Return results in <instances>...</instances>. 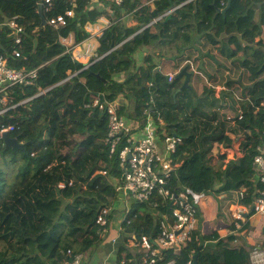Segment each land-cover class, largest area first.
<instances>
[{"label": "trees", "instance_id": "1", "mask_svg": "<svg viewBox=\"0 0 264 264\" xmlns=\"http://www.w3.org/2000/svg\"><path fill=\"white\" fill-rule=\"evenodd\" d=\"M146 1L123 0L120 6H111L117 21L99 38L96 54L120 45L66 80L81 64L63 53L59 36L72 31L75 38L85 36L83 26L98 14L86 9L89 0H75L74 16L65 28L42 25L37 0H0L2 15L24 28L19 44L7 28L0 32V54L7 66L30 70L49 61L39 69L35 83L17 84L5 92L8 109L0 115V129L12 126L9 136L24 146L5 149L0 137L2 165L18 162L11 184L0 167V264H64L70 259L68 250L84 254L102 244L115 252L116 263L125 252L133 260L129 264H134L139 256L126 247L127 239L157 235L161 215L170 205L154 194L132 203L117 241L103 243L112 213L106 232L96 220L103 208L118 200L122 168L104 140L107 113L92 106L93 96L102 95L105 101L121 96L132 106L138 128L144 127L149 114L159 141L165 135L179 139L174 155L179 165L167 180L174 193L190 189L195 194H225L246 188L240 201L252 207L255 189L263 187L255 182L253 157L264 130V0H232L223 17L213 5L215 1L222 7L223 0H153L143 5ZM71 7L67 0H54L43 16L48 19ZM174 8L171 18L156 20ZM121 10L132 13L127 23L133 26L118 20ZM222 32L230 35L226 42L217 40ZM147 45L155 51L138 64L135 53ZM186 50L203 60L210 83L204 95L188 89L177 93L180 81L168 80L157 68L158 58L172 60ZM121 73L123 79L116 80ZM217 84L224 85L222 100L229 97L247 104L243 118L229 127L245 136L240 144L243 154L227 161L222 171L209 164L210 150L205 146L222 134L215 110ZM45 88L49 89L34 96ZM246 99L250 102H243ZM126 112L123 106L120 113L128 121L132 118ZM123 144L125 137L120 148ZM229 228L236 230L235 220ZM234 239V235L219 239L215 231L200 234L195 226L178 250L164 251L161 262L186 264L196 255V264H251L246 246ZM212 240H218L214 247L202 244Z\"/></svg>", "mask_w": 264, "mask_h": 264}, {"label": "built area", "instance_id": "2", "mask_svg": "<svg viewBox=\"0 0 264 264\" xmlns=\"http://www.w3.org/2000/svg\"><path fill=\"white\" fill-rule=\"evenodd\" d=\"M37 1L43 9L50 8L54 2V0ZM67 1L72 7L67 8L62 14L48 19L45 18L46 24L62 28L67 26L68 19L74 16L73 8L76 7L75 0ZM151 1L149 0L146 4ZM122 3L123 0H89L86 9L91 11L95 9L94 7L97 8L99 6L102 9V4H108L109 7L106 10L113 14L114 9L111 6H120ZM131 14L128 12L124 13L121 10V17L118 20L125 22ZM164 16L165 14L160 15L158 20L162 21ZM116 21L114 16L111 19L106 16H99L93 21L95 23H86L84 30L88 33V36L84 39L76 40L73 32L59 36V42L64 46L63 53L70 54L73 60L81 64V67L71 73L66 80L83 70H87L94 62L120 45V43H117L106 53L101 55L96 54L97 40ZM2 28L9 30V33L14 36L16 44L21 42V34L24 31L23 26L15 19L5 17L0 13V29ZM13 53L16 56L19 55V51L17 50H13ZM37 76V68L32 70L11 68L7 66L4 56L0 54V114H3L8 109L5 92L17 84H33ZM115 79L122 80V74H117ZM168 80H172L171 74L168 75ZM48 89H41L36 95L45 93ZM206 91L207 88L203 89L201 95H204ZM92 106H96L107 113L108 128L105 143L109 146L110 154H117L119 165L122 168L121 184L117 185V190L120 191L122 197L130 196L133 202H143L156 194L164 201L169 202L170 205V211L161 215L158 233L153 239H150L146 235H141L139 238L133 237L127 239V244L135 248L139 256V261L134 264H175L173 259L161 262L163 253L168 249L178 250L196 226L197 211L193 201L199 195L190 189L174 193L167 187L168 178L179 165L174 157L179 139L175 136L165 135L159 141L157 128L149 114L147 115L146 124L141 129V136L135 137L131 132L132 123L126 121L125 115L120 113L121 102L118 97L111 101H105L100 96H93ZM243 116L244 108L238 106L235 108L234 115L227 117L225 115V119L230 123H235L236 120L242 119ZM158 121L162 123L161 119H158ZM12 128V126L2 127L0 129V136L3 132L12 130ZM124 137L126 144H123L120 148V143ZM256 150V154L253 157L255 182H260L263 184V187L255 189L252 207L253 212L264 215V130L260 144ZM235 154L238 157L242 155L238 151H235ZM102 173L105 172L103 171ZM245 189L236 192L240 199L243 197ZM110 213L111 207H105L97 217L96 222L104 227L103 232H106L107 217ZM243 213V207L232 212V217L235 219L236 231L242 227L240 222L243 218ZM115 242L116 238H111V243L114 244ZM66 254L70 256V259H66L64 264H85V254H72L71 250H68ZM250 260H252L253 264H264V257L257 250L250 252ZM132 261V258L123 252L116 264H129ZM186 264H192V261L190 260Z\"/></svg>", "mask_w": 264, "mask_h": 264}, {"label": "crops", "instance_id": "3", "mask_svg": "<svg viewBox=\"0 0 264 264\" xmlns=\"http://www.w3.org/2000/svg\"><path fill=\"white\" fill-rule=\"evenodd\" d=\"M223 1H225V6H226L228 3V0H223ZM231 1L232 0H230V3H231ZM150 3H148V4H150ZM102 6H103L102 9L99 6L97 8L94 7L95 9L91 10L92 12L98 13L96 15V19L99 16L100 17L106 16V17L111 19L112 14L106 10V8H108L109 6H106L105 4H102ZM175 9L176 8L165 12L164 13L165 19H169L168 16H172V12ZM215 12H216V14L218 13L217 11H215ZM0 13L2 14V12H0ZM224 14H221V16L223 17ZM173 16H178L177 17L178 20L181 19L180 16L177 14V12H174ZM87 23H95V22L89 21ZM126 24H127V26H133V24H131V23L129 24L126 22ZM2 30L3 29H0V32ZM23 30H24V28H23ZM83 30H84V26H83ZM263 31H264V27H263ZM23 32H22V34H23ZM73 34L75 37L74 32H73ZM86 36H88V33L85 31V36L77 37L75 39L76 40L84 39ZM229 37H230V35L222 32L217 37V40H219V41L223 40L226 42ZM98 40H97V45H98ZM13 50H15V49H13ZM153 51H155V48H153V46H151V45L141 47L140 50H138L135 53V58H136L137 63L142 64L143 57L148 55V54H151ZM205 56H207V55H205ZM208 57H210V56H208ZM211 58H213V57H211ZM179 60L182 63H179ZM48 62L49 61H46L43 64L37 66L36 67L37 70L39 71V69L42 66H44L45 64H47ZM197 62L198 61L195 59L194 55H191V54L189 56L180 55L179 57L172 59V60H166V59L160 57L157 59V63H158L157 68L164 74L171 73V74H174V76H175V74L180 70V68H182L183 66H188L189 72L192 73L191 79L189 82L191 88L188 90H193L195 93L200 92V95H201L203 87L207 86L205 88H209L210 83L208 82V77H207L206 73L203 72V60L200 59V62H199L197 69H196L195 64ZM36 68H33V69H36ZM176 68H178V69L176 70ZM22 69H24V68H22ZM30 70H32V69H30ZM183 80H184V77L179 79L180 85L182 84ZM223 90H224L223 84H217L214 86V97L216 98V100L218 102V106H216L215 110H216V113L218 116L217 122H218L219 127L222 131V134H221L220 138L216 139L215 141H210L211 142L210 145L205 144V146L209 147V150H210L209 164L211 166L217 167L221 171L224 169L227 161L235 159L236 157H238V156H236L235 151H238L241 154H243L241 151V148H240V144L242 143V141L245 137L243 134L237 135L236 133H233L232 131L229 130V127L233 126L234 123H230L229 121H227L225 119V115H226V117L227 116H233L235 108L238 106L240 108L241 107H243V108L247 107V104H245L243 106L238 101H234V102L231 101L229 99V97H226L225 100H222V97L224 95ZM119 100L121 101L123 106L127 107L126 115H128L132 118V119L128 120V122L132 123V128H133L132 134L135 137L141 136V128H138L139 127L138 123H136V120L133 119L134 112H133L132 106H130V103L127 102L126 99L120 98ZM23 101H20L19 103H23ZM247 101H248V99L243 100V102H247ZM248 102H250V101H248ZM11 106L15 107L16 105H11ZM213 149H215V151H217V152H214ZM221 156H224L223 160H221ZM7 160H9V159H7ZM1 164H2V162L0 163V166H1ZM220 195H222V194H218L217 196H220ZM214 196L215 195L212 193H200L199 195L196 196V198L193 201V203L196 207V211H197V224H196V226L198 227L200 234H204V233L207 234V233H210L212 231H215V232H217L219 239L220 238L224 239L230 235H234L235 236V239L233 241L234 243H237L239 240L246 246V248L249 252H251L252 250H257V251H260L261 256L264 257V246H262V243L264 241V215H260L258 213L252 212V207L249 208L245 204L241 203V201H240L241 199L237 196L236 192H229V193H225L224 196H221L219 198H227L228 199L229 203L227 205V209L231 215V218H221L220 215L222 214V212L220 210V204H219V201ZM119 198L122 199L121 194H120ZM110 207H111V210H113V211H111L112 217H113L114 212L121 209V204L119 203V201H116ZM240 207L244 208L243 218L240 222L242 224V227L237 231L236 230L232 231V229L229 228L230 223L235 220L232 217V212L240 209ZM114 219L115 218L110 219L108 230H107L105 240L103 243L111 242V238H113V237L116 238V241H117V239L120 235V232L123 230L121 223L124 220V218L120 221L118 219L117 220L115 219V221H113ZM217 241L218 240L203 241L202 244L209 246V247H211V246L214 247V245L216 244ZM126 247L131 249L132 255H134L135 257L137 256V251L135 250V248L130 247L127 244V241H126ZM96 253H99V254L101 253L102 258H103L102 264H116L115 252L109 248L108 244H102V245L98 246L96 249H94L93 251H90L89 253H84L86 256L85 264H89L91 259H96L95 258ZM250 261H251V264H253L252 260H250Z\"/></svg>", "mask_w": 264, "mask_h": 264}, {"label": "rangeland", "instance_id": "4", "mask_svg": "<svg viewBox=\"0 0 264 264\" xmlns=\"http://www.w3.org/2000/svg\"><path fill=\"white\" fill-rule=\"evenodd\" d=\"M190 54L194 55L195 59L198 61L195 64L196 65V69H197V66H198L200 60H199V57L197 56V54L195 53V51L186 50V51L183 52L182 55L189 56ZM179 63H182V62L179 60ZM177 69L178 68H176V70ZM213 151L217 152V151H215V149H213ZM7 159H9V158H7ZM2 160L3 159L0 158V162H2ZM17 165H18V162H11L7 167L3 166L2 164L0 166L2 168V170L5 171V173H6L5 176H6L7 182L9 184H11L14 181V179H15V175L17 174V170H16L17 169ZM214 195H215L214 197L219 201V204H220V210L222 212V214L220 215L221 218H231V215H230V213H229V211L227 209V205L229 203L228 199L227 198H219L221 196H224L225 194L224 195L222 194L220 196H217L218 194H214ZM117 201H119V203L121 204V209L115 211L112 218H115L116 220L118 219L120 221L127 214L126 210L131 206V204L132 203L135 204L136 202H133V200L130 198V196H125L122 199L119 198ZM169 211H170V209H169ZM115 219L113 221H115ZM95 258L96 259H91L89 264H102L103 258H102L101 253L100 254L96 253L95 254Z\"/></svg>", "mask_w": 264, "mask_h": 264}, {"label": "water", "instance_id": "5", "mask_svg": "<svg viewBox=\"0 0 264 264\" xmlns=\"http://www.w3.org/2000/svg\"><path fill=\"white\" fill-rule=\"evenodd\" d=\"M213 5L216 7V11L217 12H220L221 14H224L227 9L230 7V0H228V3L227 5L220 9L217 5H216V2L214 1L213 2ZM38 14L40 16V19H41V24L42 25H45L46 24V20L43 16V9H42V6L39 4L38 5ZM171 16H168V18H170ZM37 40H34V49L36 48L37 46ZM205 55L207 56H210V57H213L212 55L206 53ZM202 63V62H201ZM191 75L192 73L188 71L187 69V66H183L182 68H180V70L175 74V79L176 80H179L180 78H183L184 77V80L182 82V84L180 85V87L176 90V92H180L184 89H190L191 86L189 84L190 82V79H191ZM101 99H102V96H100ZM2 139H3V143H4V148L7 149V148H11V149H14V148H18L20 150L23 149V143L19 142L18 139L16 137H10L8 132H3L2 133ZM252 211H253V208H252ZM196 260H197V256L196 255H193L192 257V264H196Z\"/></svg>", "mask_w": 264, "mask_h": 264}, {"label": "clouds", "instance_id": "6", "mask_svg": "<svg viewBox=\"0 0 264 264\" xmlns=\"http://www.w3.org/2000/svg\"><path fill=\"white\" fill-rule=\"evenodd\" d=\"M148 1H149V0H147L146 2H148ZM146 2H145L143 5H146ZM37 3H38V2H37ZM38 5H39V4H38ZM105 5L109 6L108 4H105ZM221 6H222V7H219L220 9L224 8V7H225V4L222 3ZM86 7H87V6H86ZM42 9H43V8H42ZM122 11H123V10H122ZM125 13H126V12H125ZM218 13H219V12H218ZM130 16H131V15H130ZM130 16H129V17H130ZM158 17H159V16H158ZM158 17L156 18V20H158ZM44 18H45V17H44ZM164 18H165V16H164ZM164 18H163V20H164ZM128 19H129V18H128ZM128 19H127V20H128ZM127 20H125V23L127 22ZM159 21H160V20H159ZM105 53H106V52H105ZM199 62H200V61H199ZM77 63H79V62H77ZM188 68H189V67L187 66V69H188ZM188 71H189V70H188ZM121 74H122V79H123L124 75H123V73H121ZM169 74H171V73H169ZM169 74H167V78H168V75H169ZM171 75H172V80L175 79L174 74H171ZM170 81H171V80H170ZM203 89H204V88H203ZM36 94H37V93H36ZM36 94H35L34 96H36ZM197 94L199 95V93H197ZM34 96H33V97H34ZM101 96H102V95H101ZM117 97H118L119 99H120V98H123V97H121V96H117ZM117 97H116V98H117ZM31 98H32V97H30L29 99H31ZM100 98H101V97H100ZM102 98H103V96H102ZM29 99H28V100H29ZM123 99H125V98H123ZM113 100H114V99H113ZM23 102H25V101H23ZM120 102H121V101H120ZM122 107H123V104L121 103V108H122ZM121 108H120V109H121ZM0 115H1V114H0ZM141 129H142V128H141ZM7 132H8V131H7ZM0 137L2 138V135H1ZM12 138H13V137H12ZM17 139H18V138H17ZM104 140H105V139H104ZM21 143H22V142H21ZM23 145H24V144H23ZM175 159H176V158H175ZM177 162L179 163V161H177ZM252 208H253V207H252ZM252 212H253V211H252ZM110 244H112V243L110 242ZM85 257H86V256H85Z\"/></svg>", "mask_w": 264, "mask_h": 264}]
</instances>
